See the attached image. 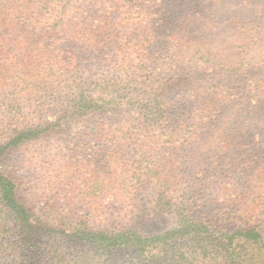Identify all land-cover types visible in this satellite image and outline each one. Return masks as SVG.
I'll list each match as a JSON object with an SVG mask.
<instances>
[{
  "label": "trees",
  "instance_id": "1",
  "mask_svg": "<svg viewBox=\"0 0 264 264\" xmlns=\"http://www.w3.org/2000/svg\"><path fill=\"white\" fill-rule=\"evenodd\" d=\"M9 12L63 43L44 68L77 124L15 110L0 134V264H264V0H0ZM46 137L71 155L36 209L2 162Z\"/></svg>",
  "mask_w": 264,
  "mask_h": 264
},
{
  "label": "rangeland",
  "instance_id": "2",
  "mask_svg": "<svg viewBox=\"0 0 264 264\" xmlns=\"http://www.w3.org/2000/svg\"><path fill=\"white\" fill-rule=\"evenodd\" d=\"M53 15L54 12L52 11ZM10 16L4 21H0V44L6 45L5 50H14L16 62L11 61V66L4 69L3 75H0V134L11 127L21 125L24 119H15L12 117L15 110L25 117V121H66L65 130L68 136L74 135V128L77 121H68L64 119L65 111L62 110V99L58 95L61 92L62 81L51 77L44 68L45 65H51L56 60L62 49L63 43L53 39L37 38V30L34 23L25 21L27 17H20L19 14ZM6 15V13H5ZM80 30V29H79ZM62 37H66L65 31ZM84 42V39H82ZM47 50L46 52H43ZM93 50V48H92ZM94 51V50H93ZM96 56L90 59L96 60ZM103 60L105 57L100 56ZM30 67L29 72L27 67ZM43 74L45 80H57L58 88L53 89L49 85L44 88H37L36 81L32 79L33 74ZM15 76V78H14ZM34 91L35 93L31 92ZM49 137L41 141L25 145L21 149L9 153L2 162L3 168L9 170L13 165L18 168L17 171L24 173L28 180V186L33 189L32 197L36 209L40 205L41 190L54 187L53 183L59 177L57 169L60 161L66 159L69 155V146L61 144L60 137ZM65 141V140H64ZM22 158H24L22 160ZM34 213L38 215V210ZM158 225H155L157 228Z\"/></svg>",
  "mask_w": 264,
  "mask_h": 264
}]
</instances>
